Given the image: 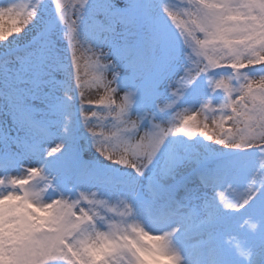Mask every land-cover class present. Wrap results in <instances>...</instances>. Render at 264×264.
<instances>
[{
	"label": "clouds",
	"instance_id": "obj_1",
	"mask_svg": "<svg viewBox=\"0 0 264 264\" xmlns=\"http://www.w3.org/2000/svg\"><path fill=\"white\" fill-rule=\"evenodd\" d=\"M26 2V17L0 15V68L40 45L49 67L63 65L71 83L59 97L20 84L26 115L0 78V112L12 122L0 126L10 141L0 148L15 157L0 167V264H146L141 253L165 257L155 264H264V0ZM153 25L182 69L169 83L171 104L188 90L197 102L168 120L161 114L170 103L146 105L141 74L132 76L116 48L146 38ZM76 55L81 64L98 57L109 65L106 81L118 74L117 100L135 92L123 121L100 109L85 122L80 106L93 94L73 78ZM125 65L134 87L121 90ZM92 87L99 96L103 88ZM51 101L64 109L54 111ZM77 111L87 161L70 143ZM182 116L208 135L175 131ZM197 137L225 150L214 168L208 155L177 151V138ZM193 166L204 171L182 176Z\"/></svg>",
	"mask_w": 264,
	"mask_h": 264
},
{
	"label": "snow or ice",
	"instance_id": "obj_2",
	"mask_svg": "<svg viewBox=\"0 0 264 264\" xmlns=\"http://www.w3.org/2000/svg\"><path fill=\"white\" fill-rule=\"evenodd\" d=\"M28 11V5L26 0H9L7 5L0 4V15L5 17H12L14 19H20L26 17ZM116 48L118 55L129 62L128 66L131 69L132 76L134 77L138 70L148 63L163 62L165 65L173 64V57L169 49L165 46L163 36L159 28L155 25L152 26L150 34L141 40L133 43L132 41H125L124 43L116 42ZM75 61L73 78L76 81L77 86L81 88H88L92 86H99L104 89V94L96 101H88V105L95 106V110L91 106H85L82 103L80 111L83 119L87 122L93 116H96L100 109H103L106 116L113 118L118 123L123 121L125 116L129 113L130 106L133 104L135 92H129L128 95L123 97L122 100L116 99L118 89L111 85L115 83L117 73H113V80L106 81L105 73L108 71L109 65L101 62L98 57H89L81 64L80 55L73 57ZM49 60L45 54L40 56H30L27 59L20 61V66L15 70L10 68V65H6L0 68V78L9 84L8 94L9 98L13 101L14 109L24 112L26 115L31 112L30 108H26L22 103V92L19 87L23 84L28 92L33 94L49 93L50 90L57 87H64L67 82L55 80L53 77L54 71L65 70L61 64L49 67ZM86 75L88 78L82 80L81 76ZM156 81L151 84V91L154 92L156 88ZM134 87V85H132ZM250 91L256 93L257 104H259V94L256 89L249 86ZM175 94V93H174ZM51 107L54 111H62L64 105L51 101ZM166 108H172L173 104H168ZM161 111H164L162 108ZM91 113V116L88 113ZM181 124L174 129L175 131H181L185 126H189L192 131L201 132L208 135L205 127L198 126L200 121L193 120L191 116H182ZM142 119V118H141ZM159 127V125H154ZM161 133L167 135L164 129H160ZM172 131V130H170ZM162 138V137H161ZM211 138V137H210ZM218 139V137H216ZM9 139L6 136L0 134V145H7ZM223 143V141H220ZM158 143V142H157ZM29 149H34V145H26ZM0 157H3V162L0 163V167H9L15 163L14 155L7 150L6 147L0 148ZM223 196V194H221ZM143 260L146 264H155L156 261H163L165 257L156 256L141 253Z\"/></svg>",
	"mask_w": 264,
	"mask_h": 264
},
{
	"label": "rangeland",
	"instance_id": "obj_3",
	"mask_svg": "<svg viewBox=\"0 0 264 264\" xmlns=\"http://www.w3.org/2000/svg\"><path fill=\"white\" fill-rule=\"evenodd\" d=\"M159 14V8L153 9V16H158ZM161 23L163 22L162 20L160 21ZM35 34V33H33ZM25 40H30L31 36H25ZM62 44V50L66 48V43L61 42ZM46 55V49L43 46H35V51L33 56H40L41 54ZM10 68L12 70H15L20 66L19 61H12L10 62ZM126 66V65H125ZM122 67L121 74L125 75V78L123 81H120V86L121 90L123 88L129 87L133 85V80L131 79L130 75V70L128 67ZM182 69H180L179 65L173 66V65H165L163 62H156V63H149L148 66H144L138 70V73L141 74V81H142V88L146 91V96H145V103L148 106H151L153 102H158L161 105H163L165 102L171 103V97L169 93V83L172 82L173 80L178 79L179 74L181 73ZM53 77L55 80L62 81V82H67L71 83L70 80L67 79L65 70H59V71H54L53 72ZM88 78V77H86ZM156 81V88L155 91H151V84ZM62 88L63 87H57L55 89H52L51 92L54 94L55 97L62 96ZM86 94L87 93H92L91 101H96L99 99L100 96L104 94V90H100V95L97 96L95 95L96 93V88L95 87H90L85 90ZM196 100L192 97L191 90H188L185 93V97L182 98L180 102L177 104H174L172 108H166L164 113L161 114V118L164 120L171 119L177 111L182 110L183 108H188V107H193L196 106ZM78 101H74V108L78 107ZM85 106H91L93 107V110H95V106L93 105H88V100L85 101ZM89 116H91V113H88ZM110 119L111 117H107ZM55 119V117H53ZM75 119V118H74ZM74 121V120H73ZM11 119L10 117L6 116L3 112H0V126H3L4 124H7L9 127H11ZM55 130V129H54ZM97 131H101V129L98 127ZM72 132H73V138L70 141L71 147L78 152L79 158L81 160H89V152L86 147H82L85 144L84 139L82 138V133H83V128L77 125V123L72 122ZM186 141V138H177V149H179V152H183L189 156L192 157H198L201 153L202 150H205L206 147H213L211 148V153H207L210 158L211 157H220L219 153H221L222 150L219 145L211 144L210 142L207 143V145L204 147V142L201 143L199 141V138H195V140L190 141V142H184ZM52 143L55 142L51 141ZM181 142V143H180ZM169 143H172L171 139L169 140ZM180 143V145H179ZM179 145V148H178ZM201 147H204L201 149ZM217 148V149H216ZM217 150V151H216ZM216 155V156H215ZM3 162V157H0V163ZM216 165L215 162H209V169L214 168ZM201 171L203 172L204 169H197L195 166L191 168H186V169H181V174L184 177L188 176H194L195 172ZM150 176L149 172L145 173V177L142 181V183L146 184L148 177ZM178 178H180L178 176ZM199 183V181H196Z\"/></svg>",
	"mask_w": 264,
	"mask_h": 264
}]
</instances>
